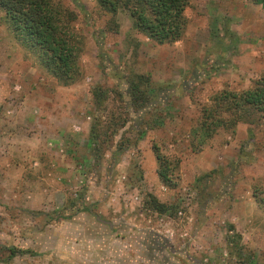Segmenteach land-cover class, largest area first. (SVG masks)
<instances>
[{
  "label": "rangeland",
  "instance_id": "rangeland-1",
  "mask_svg": "<svg viewBox=\"0 0 264 264\" xmlns=\"http://www.w3.org/2000/svg\"><path fill=\"white\" fill-rule=\"evenodd\" d=\"M59 1L84 42L69 86L0 12V264H264L261 115L202 133L216 95L264 81V9L189 0L181 38L158 43L96 0ZM135 76L155 91L142 108Z\"/></svg>",
  "mask_w": 264,
  "mask_h": 264
},
{
  "label": "trees",
  "instance_id": "trees-1",
  "mask_svg": "<svg viewBox=\"0 0 264 264\" xmlns=\"http://www.w3.org/2000/svg\"><path fill=\"white\" fill-rule=\"evenodd\" d=\"M253 4L264 9V0H251ZM97 5L105 12L116 15L124 12L130 19L132 27L158 43H172L181 38L186 28L184 11L189 0H96ZM0 12L21 46L35 53L44 68L62 86L74 84L80 77L79 59L83 51V38L73 22L74 12L65 7L59 0H0ZM131 105L142 108L153 102L155 91L149 77L135 76L129 82ZM215 107L210 109L209 120L203 123L202 133L210 137L215 126H224L227 122L240 119L241 110L246 117L255 118L260 114L264 133V81L254 89L234 95L230 92L219 93L214 98ZM219 112L227 113L228 119L216 118ZM251 118H249L250 120ZM254 120V119H253ZM251 120L253 125L256 121ZM259 121V118H258ZM235 124V123H234ZM215 127V128H214ZM92 150L99 152L96 139L92 138ZM147 205L158 214L167 211L152 195H147ZM241 236L237 233L226 239V244H235L237 249L230 254L240 262H245L241 245ZM9 257L35 255L30 250L8 248ZM251 260L250 257H247Z\"/></svg>",
  "mask_w": 264,
  "mask_h": 264
}]
</instances>
